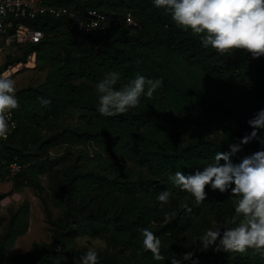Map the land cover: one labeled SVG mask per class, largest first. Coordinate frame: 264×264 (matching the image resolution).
Returning a JSON list of instances; mask_svg holds the SVG:
<instances>
[{"label":"trees","instance_id":"1","mask_svg":"<svg viewBox=\"0 0 264 264\" xmlns=\"http://www.w3.org/2000/svg\"><path fill=\"white\" fill-rule=\"evenodd\" d=\"M40 1L96 9L109 17L131 12L137 25L119 24L91 35L78 31L66 15L21 19L43 36L20 45L18 55H7L0 74L27 63L30 53L37 65L49 64L50 69L40 85L16 91L22 107L15 109L16 130L0 140V180L6 164L18 160L23 167L12 179L13 187H30L60 212L53 216L45 208L53 244L34 242L30 253L19 254L10 252L26 229V207H19L0 233V264H81L87 248L74 239L82 235L104 239L100 264H171L172 257L182 264H264V254L253 248L243 253L198 248V237L207 228L235 226L230 221L238 197L206 186L207 199L197 206L190 193L169 180L176 171L187 174L206 166L251 131L247 121L264 107V56L203 49L197 35L181 31L152 0ZM113 71L120 74L117 87L137 73L160 79L162 85L129 112L103 117L97 111L96 85ZM38 97L51 103L43 106ZM62 111H78L76 123L44 135L31 151L26 144L16 145L15 137L29 130L37 115L54 117ZM63 145L61 159L50 154ZM259 147L252 141L233 160ZM63 158L69 163L54 169ZM42 173L50 182L47 192L39 183ZM166 189L172 198L162 204L157 196ZM143 228L161 240L164 260L156 261L144 250Z\"/></svg>","mask_w":264,"mask_h":264},{"label":"clouds","instance_id":"2","mask_svg":"<svg viewBox=\"0 0 264 264\" xmlns=\"http://www.w3.org/2000/svg\"><path fill=\"white\" fill-rule=\"evenodd\" d=\"M152 4L170 15L181 31L197 35L203 49L226 56L237 50L254 59L264 56V0H152ZM119 80L120 74L113 71L96 85L97 111L103 117L129 112L140 105L142 97L151 99L162 85V80L138 73L127 85L117 87ZM16 91L11 75L0 74V140L7 139L10 127L15 128L10 120L13 110L19 107ZM38 99L43 106L51 103L44 97ZM247 124L251 131L229 143L227 151L216 153L212 162L187 174L176 171L169 177L174 187L191 194L197 206L207 199L206 186L211 191L238 197L230 221L235 226L207 228L198 237L200 251L211 248L243 253L253 248L264 254V107ZM252 141L261 147L234 161L233 157ZM171 198L172 192L167 189L157 196L162 204L170 203ZM141 233L144 250L150 251L154 260H164L159 237L147 228ZM81 264H100L98 250L89 248L81 256ZM171 264H182V259L172 257Z\"/></svg>","mask_w":264,"mask_h":264},{"label":"rangeland","instance_id":"3","mask_svg":"<svg viewBox=\"0 0 264 264\" xmlns=\"http://www.w3.org/2000/svg\"><path fill=\"white\" fill-rule=\"evenodd\" d=\"M13 47L14 46L4 48L1 54L0 65H2L7 55L19 54L18 49L14 50ZM49 69V64L39 66L35 61V57L34 59L29 57L27 63L13 64L9 66L5 72L9 73L15 80L16 89L18 91L40 85L44 81ZM28 92L30 91L28 90ZM25 95H27V92L24 96ZM21 107L22 105L19 99L18 109ZM78 114V111H62L54 117H46L43 113L37 115L34 118L35 124H32L34 126L31 125L29 130L26 131L21 130L15 137L16 145L23 146L26 144V149L31 151L33 144L37 143L44 135L63 127L65 124L74 125L77 121ZM64 148L65 146L63 145L61 147L50 149V154L54 157L60 158L65 152ZM60 159L54 167L56 170L60 169L64 164L69 163L67 158ZM39 183L44 191L47 192V188L50 184L48 175L42 173L40 175ZM22 206L26 207V229L22 234L16 237L10 248V252L28 254L31 252L32 244L34 242H45L52 245V232L46 222L45 208L48 209L53 216H57L60 211L51 203L46 202L45 205L38 193L30 187L22 186L19 189H15L13 187L12 179L0 180V233L6 228L10 217L19 207ZM74 240L77 246L86 247L87 250L89 248L103 250L107 247L104 239L100 237L82 235Z\"/></svg>","mask_w":264,"mask_h":264},{"label":"built area","instance_id":"4","mask_svg":"<svg viewBox=\"0 0 264 264\" xmlns=\"http://www.w3.org/2000/svg\"><path fill=\"white\" fill-rule=\"evenodd\" d=\"M45 14L52 16L66 15L78 31L91 35L105 34L119 24L126 27L137 25L131 12L124 13L122 18L119 16L109 17L96 9L73 10L68 7L45 5L40 0H0V53L3 40L9 43L11 41L18 46L39 42L43 36L42 31L28 26L21 22V19H33L38 15ZM29 57L34 59L35 54L30 53L27 56V61ZM11 123H15V128L10 127L7 139L17 128L15 110L12 112L10 125ZM22 167L23 164L18 160L10 161L6 164L4 180L13 179Z\"/></svg>","mask_w":264,"mask_h":264},{"label":"crops","instance_id":"5","mask_svg":"<svg viewBox=\"0 0 264 264\" xmlns=\"http://www.w3.org/2000/svg\"><path fill=\"white\" fill-rule=\"evenodd\" d=\"M10 46H14V47H13L14 50H17L18 47H19L18 45L12 43L11 41H10V43H9V42H7L6 40H3V41H2V51H1L0 54H2L4 48H6V47H10Z\"/></svg>","mask_w":264,"mask_h":264}]
</instances>
